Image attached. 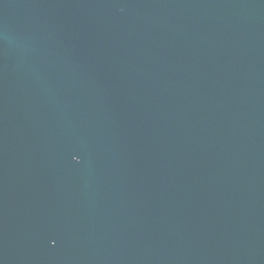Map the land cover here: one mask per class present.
Instances as JSON below:
<instances>
[{
	"label": "water",
	"instance_id": "obj_1",
	"mask_svg": "<svg viewBox=\"0 0 264 264\" xmlns=\"http://www.w3.org/2000/svg\"><path fill=\"white\" fill-rule=\"evenodd\" d=\"M0 264H264V0H0Z\"/></svg>",
	"mask_w": 264,
	"mask_h": 264
}]
</instances>
